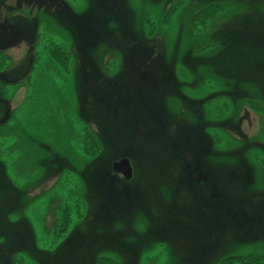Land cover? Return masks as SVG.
<instances>
[{"label": "rangeland", "instance_id": "1", "mask_svg": "<svg viewBox=\"0 0 264 264\" xmlns=\"http://www.w3.org/2000/svg\"><path fill=\"white\" fill-rule=\"evenodd\" d=\"M226 263L264 264V0H0V264Z\"/></svg>", "mask_w": 264, "mask_h": 264}, {"label": "water", "instance_id": "2", "mask_svg": "<svg viewBox=\"0 0 264 264\" xmlns=\"http://www.w3.org/2000/svg\"><path fill=\"white\" fill-rule=\"evenodd\" d=\"M113 168L116 172L122 173L127 178H131L132 176V163L128 157H123L119 160H116L113 164Z\"/></svg>", "mask_w": 264, "mask_h": 264}, {"label": "trees", "instance_id": "3", "mask_svg": "<svg viewBox=\"0 0 264 264\" xmlns=\"http://www.w3.org/2000/svg\"><path fill=\"white\" fill-rule=\"evenodd\" d=\"M114 164V163H113ZM227 264V263H226Z\"/></svg>", "mask_w": 264, "mask_h": 264}]
</instances>
